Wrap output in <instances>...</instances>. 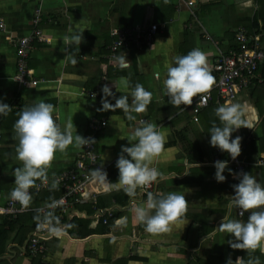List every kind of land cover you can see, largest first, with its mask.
I'll return each instance as SVG.
<instances>
[{"label":"crops","instance_id":"crops-1","mask_svg":"<svg viewBox=\"0 0 264 264\" xmlns=\"http://www.w3.org/2000/svg\"><path fill=\"white\" fill-rule=\"evenodd\" d=\"M152 25H157L158 30L150 39ZM239 30L251 40L261 35L257 47L264 51V0H0V102L12 108L7 116L0 115V208L12 201L13 172L21 166L16 159L18 140L13 132L16 113L43 99L55 106L54 117L61 127L73 117L77 134L82 137L89 132L92 120L108 121V126L95 136L101 157L99 166L112 183L118 182L116 162L121 148L131 146L128 139L138 122L145 120L160 126L166 142L153 166L163 177L158 178L153 193L185 195V220L189 222L174 226L169 233L149 234L132 213L136 202L146 201L147 193L133 198L122 190H105L96 181L89 188L94 199L72 204L67 212L54 210L61 225L73 227L59 236L48 231L40 241L46 251L33 253L32 235L38 228L35 210L50 198L58 201L64 196L65 187L59 184L56 191H33L29 210L18 208L20 213L0 215L1 226L7 219L18 220L17 231L7 234V248L0 264H226L229 257L233 262L237 257L248 259L245 251L229 246L228 241L234 237L216 230L223 216L230 213L232 218L247 222L249 213L239 217L238 210L227 207L235 194L232 185L239 180L229 174L228 169L236 174L231 157L211 147L208 131L213 122L219 124L215 115L218 106L234 102L246 105L252 128H241L232 134L233 139L242 137L241 155L236 160L245 163L247 173L264 185V60L249 87L235 99L223 100L213 89V98L200 109L197 123L193 121V108L199 97L191 106L175 108L163 94L162 83L165 65L194 48L211 53L212 75L217 78V61L240 51L236 38ZM82 31L79 51L74 45H64L66 35ZM113 31H129V45L117 52L111 49L117 41ZM24 38L29 40L23 47ZM74 52L75 64L65 59ZM123 55L130 66L121 70L114 58ZM20 62H25L30 71L26 83L15 78ZM122 76L153 94L145 113H133L135 121H128L119 109L114 113L98 111L102 108L103 95L98 88L102 79V86L109 85L114 93V97H108L109 102L115 104L126 94L119 86ZM82 150L70 146L66 159L58 153L49 170V183L53 173L57 178L75 169ZM225 160L226 180L218 183L214 163ZM101 210L111 211L112 216L100 215ZM124 218L126 222L117 223ZM254 256L264 264V255L257 251Z\"/></svg>","mask_w":264,"mask_h":264},{"label":"clouds","instance_id":"clouds-1","mask_svg":"<svg viewBox=\"0 0 264 264\" xmlns=\"http://www.w3.org/2000/svg\"><path fill=\"white\" fill-rule=\"evenodd\" d=\"M83 32L66 35L63 38L64 45H74L76 52L79 51V46L83 42ZM64 51L67 52V47ZM76 52L67 54L65 59L73 64L77 63ZM210 55V52L194 48L186 55L176 56L172 63L165 65L163 94L168 97L169 104L175 108L191 106L194 98L203 99L204 94L212 89L215 77L212 75V66L209 62ZM114 62L121 70L130 66L126 55L115 57ZM156 78H160L159 72L156 73ZM119 86L126 94L116 99L115 104L108 100V97H114L111 88L107 84L103 86L102 108L98 111L114 113L119 109L123 111L128 121H135L136 116L133 113H145L152 102L153 94L140 83L133 86L130 79L125 76L119 78ZM115 88L118 91L116 86ZM11 110L9 105L0 102V115L7 116ZM55 112L56 108L52 103L40 99L31 106H24L16 113L18 119L13 125V132L14 139L18 140L16 159L21 166L16 167L13 172L15 186L11 190L10 198L19 203L21 211L29 210L31 207L33 200L31 189L38 190L41 186L48 187L49 191L59 189V181L54 173L49 184V170L58 153L61 158L66 159L70 146L82 149L96 143L93 138L86 139L77 134L73 117L61 127L54 117ZM247 112V106L238 102L220 105L215 109L219 124L213 122L208 131L211 147L227 153L233 161L241 155L242 137L236 136L233 139L232 134L241 128H252ZM201 131L203 132V129ZM128 142L131 146H122L116 162L119 171L118 182H109L102 167L90 170V178L98 181L105 190H122L127 196L134 198L142 195L146 188L163 177V173L153 164L164 149L166 137L157 124L140 120ZM214 167L215 180L218 183L225 182L224 172L228 169V162L216 161ZM228 171L239 180V183L232 185L235 194L230 197L227 207L229 210H239V217H243L245 213H249V216L245 222L241 218H232L229 213L223 216L216 228L218 232L234 237L228 241L232 249L245 251L248 256V259L237 257L235 262L229 257L226 264H261L259 257L254 256V253L259 251L264 255V185L251 173L242 171L235 174L231 169ZM62 203V200L50 198V202L35 210L34 220L37 225L47 226L50 233L56 236L73 227L61 225L59 217L55 215L54 210ZM187 207L188 202L183 194L149 191L146 201L136 202L132 213L133 218L144 226L147 233L159 235L171 232L174 226L181 224L186 226L189 223L185 220ZM122 222H126V218L117 223Z\"/></svg>","mask_w":264,"mask_h":264},{"label":"built area","instance_id":"built-area-1","mask_svg":"<svg viewBox=\"0 0 264 264\" xmlns=\"http://www.w3.org/2000/svg\"><path fill=\"white\" fill-rule=\"evenodd\" d=\"M194 6L193 3H190ZM3 25V24H1ZM158 30L157 25H152L150 29V39ZM129 31H113L112 36L117 38V41L114 43L112 47L113 52H117L120 48L126 47L129 45L128 39ZM236 38L240 45V51L231 56H222L216 63L214 70L218 75V80L215 83L212 89L204 94L203 99L199 97L196 102V106L194 108L195 113H200V109L203 107H207L210 101L213 98L212 90L215 89L217 91L218 97L223 100L230 101L237 97V95L248 88L253 78L256 76V72L259 67V63L264 60V51L258 49V44L262 41L261 35H257L253 40L249 39L242 30H239L236 33ZM28 38L23 39V47L27 44ZM139 41V38L137 39ZM255 44V45H252ZM30 75V71L26 68L25 62H20L17 66V73L15 75L16 80L20 83H26L27 77ZM105 79H102L101 85L98 87L100 89L99 93H102L101 89L103 88V84ZM33 84H37L36 81H33ZM197 120V118H196ZM108 126V121L106 119H94L89 124V132L86 133L84 138H93L96 143H93L89 146H85L82 150V154L80 159L76 163V167L73 170L66 171L56 179H58L59 184L65 187V194L58 201L62 200L63 203L59 205L55 210H59L62 212H67L70 208L69 206L75 203H85L88 198H93L91 196V192L89 188L96 182L90 178V170L101 168L99 166L100 155L98 154L97 148V140L95 134L105 129ZM2 135V129L0 126V139ZM234 168L236 170V174L240 172L247 173V165L238 160L234 161ZM104 171V169L102 168ZM1 177V171H0ZM109 180V176L107 175ZM158 182V181H157ZM157 182H154L151 186L146 188L143 192L147 193L149 191L153 192L155 187L157 186ZM40 183V182H39ZM38 183V184H39ZM50 184V183H49ZM48 187L41 186L38 190H47ZM37 191V189H31L30 192ZM94 199V198H93ZM21 208L18 202H14L13 200L8 203L6 207L0 208V215H8V214H17L21 211L17 210ZM107 214V216L111 217V211H100L99 214L102 215ZM239 213V210H238ZM107 221L104 220V223ZM49 230L47 226L39 227L32 235V242L30 246V250L33 253H43L45 250V246L41 244V240L45 239L44 234Z\"/></svg>","mask_w":264,"mask_h":264},{"label":"trees","instance_id":"trees-1","mask_svg":"<svg viewBox=\"0 0 264 264\" xmlns=\"http://www.w3.org/2000/svg\"><path fill=\"white\" fill-rule=\"evenodd\" d=\"M112 47H113V45L111 46V49H112ZM122 48H124V47H122ZM217 80H218V75H217V78L215 77V82H217ZM17 222H18V220H9V219H7L6 221H3L2 226L0 225V257L4 256L5 252H6V248H7V243H6L7 234H8V232H11V231L13 232V231L16 230L15 226H16ZM78 222H80L81 224L84 223V221H82V220H77V223Z\"/></svg>","mask_w":264,"mask_h":264},{"label":"rangeland","instance_id":"rangeland-1","mask_svg":"<svg viewBox=\"0 0 264 264\" xmlns=\"http://www.w3.org/2000/svg\"><path fill=\"white\" fill-rule=\"evenodd\" d=\"M139 40H140V39H139ZM194 106H196V103H195ZM193 110H194V108H193ZM195 114H196V115H195L193 121L197 123V122H199V115H200V113H195ZM196 118H197V120H196ZM1 139H2V135H1ZM1 139H0V140H1Z\"/></svg>","mask_w":264,"mask_h":264}]
</instances>
